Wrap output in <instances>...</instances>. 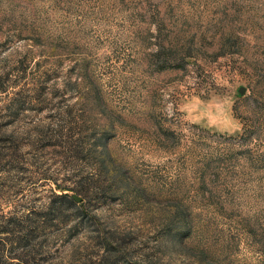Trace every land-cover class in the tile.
Masks as SVG:
<instances>
[{
	"label": "rangeland",
	"instance_id": "374dc122",
	"mask_svg": "<svg viewBox=\"0 0 264 264\" xmlns=\"http://www.w3.org/2000/svg\"><path fill=\"white\" fill-rule=\"evenodd\" d=\"M0 264H264V0H0Z\"/></svg>",
	"mask_w": 264,
	"mask_h": 264
},
{
	"label": "trees",
	"instance_id": "16d2710c",
	"mask_svg": "<svg viewBox=\"0 0 264 264\" xmlns=\"http://www.w3.org/2000/svg\"><path fill=\"white\" fill-rule=\"evenodd\" d=\"M59 199H61V200H63V201H65V202H68V203H70V204H74L75 205V203L73 202V199H71V197H69V195L68 194H62V195H56Z\"/></svg>",
	"mask_w": 264,
	"mask_h": 264
},
{
	"label": "water",
	"instance_id": "95a60500",
	"mask_svg": "<svg viewBox=\"0 0 264 264\" xmlns=\"http://www.w3.org/2000/svg\"><path fill=\"white\" fill-rule=\"evenodd\" d=\"M244 90H245V89L242 88V89L240 90V92L243 94ZM72 198H73L76 202H81V201H82V198H81L80 196H77V195H73Z\"/></svg>",
	"mask_w": 264,
	"mask_h": 264
}]
</instances>
